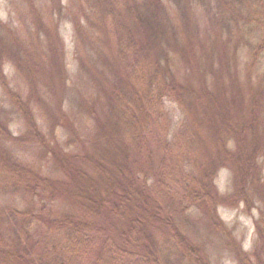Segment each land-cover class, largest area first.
Returning <instances> with one entry per match:
<instances>
[{
    "label": "trees",
    "instance_id": "obj_1",
    "mask_svg": "<svg viewBox=\"0 0 264 264\" xmlns=\"http://www.w3.org/2000/svg\"><path fill=\"white\" fill-rule=\"evenodd\" d=\"M204 1L210 10L222 9L221 19H215L221 30L229 29V41L244 40L249 47L247 75L257 78L248 82V91L236 71L214 89L197 65L198 87L178 82L173 74L169 47H178L175 19L192 14L190 23L196 24L191 8H207ZM97 2L91 11L113 32L112 55L118 58L112 64L111 54L100 51L116 76L109 99L116 119L100 130L113 149L98 137L82 140L71 127L65 146L55 133L52 143L44 135L30 138L0 124V134L9 140L41 144L61 171L48 175L12 148L0 150L5 177L0 191L32 194L34 200L26 208L9 203L0 209V264H213L207 239L215 232L237 264H264V117L251 106L264 96V0ZM257 7L260 18L254 20ZM256 20L260 31L252 23ZM134 76L143 83H133ZM0 81L7 86L1 72ZM168 100L185 112L176 126ZM193 100L195 111L189 106ZM60 115L67 119L64 111ZM39 130L30 127L29 134ZM224 167L233 172L232 191H222L217 183ZM58 201L69 207L57 212ZM241 202L259 211L250 249L219 211L221 205ZM85 253L89 263L80 260Z\"/></svg>",
    "mask_w": 264,
    "mask_h": 264
},
{
    "label": "rangeland",
    "instance_id": "obj_2",
    "mask_svg": "<svg viewBox=\"0 0 264 264\" xmlns=\"http://www.w3.org/2000/svg\"><path fill=\"white\" fill-rule=\"evenodd\" d=\"M58 1L0 0V36L3 44L0 42L4 49L0 72L5 75L7 84L5 86L0 81V124H9L19 135L28 132L30 138L44 135L52 143L55 133L65 146L72 137L71 128H74L82 140L98 137L106 147L108 143L113 149L112 141L103 132L102 138L100 133L101 127L111 128L116 119V113L109 104L116 76L100 52L111 54L112 64L118 61L112 55L113 32L102 27L103 21L92 13L91 6L97 4V0H61V5H58ZM204 3L208 9L196 4L191 8L196 24L190 23L192 14L189 18L179 16L175 19L173 32L178 47L176 50L169 47L175 59L173 74L178 82L198 87L201 81L198 74L201 72L195 70L197 65V69L207 75L208 87L213 88L219 79L225 82L236 71L248 91V82L255 83L257 78L254 76L250 79L247 75L249 47L244 40L229 41V29L223 31L220 29L222 23H216L217 18L221 19L222 9L216 5L214 10H210L209 1ZM257 10L254 20L260 18L261 10L258 7ZM225 13L228 20V10ZM208 16L213 17V23ZM252 23L257 24L260 31L259 21ZM134 81L143 83L139 77ZM187 96L190 97L189 92ZM195 103L193 100L189 105L194 111L197 108ZM246 103L250 105L249 100ZM253 105L256 112L264 117V96L252 102ZM167 107L176 126L185 112L176 101L168 100ZM61 110L67 119L60 115ZM171 117L169 122L173 121ZM30 127H40L36 136L29 134ZM24 141L9 140L0 134V150L10 147L44 173L61 174L41 144ZM233 177L229 168L224 167L219 171L217 183L222 191L233 190ZM3 180L4 174L0 173V184ZM0 192V209L9 203L18 204L21 208L34 205L32 194L15 190ZM58 205L57 212L60 208L69 207L61 201H58ZM219 211L244 247L250 249L256 235L258 209L253 207L249 211L246 204L241 202L235 206L221 205ZM197 226L203 237L209 235L201 222H197ZM207 246L213 264H237L221 235L216 232L212 234L211 239H207ZM90 257L85 253L80 260L87 262Z\"/></svg>",
    "mask_w": 264,
    "mask_h": 264
}]
</instances>
